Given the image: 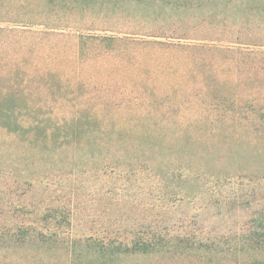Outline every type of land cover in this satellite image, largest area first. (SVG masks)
Returning <instances> with one entry per match:
<instances>
[{
    "label": "trees",
    "instance_id": "1",
    "mask_svg": "<svg viewBox=\"0 0 264 264\" xmlns=\"http://www.w3.org/2000/svg\"><path fill=\"white\" fill-rule=\"evenodd\" d=\"M9 1L16 4L11 13L24 19L17 25L71 28L70 32L52 34L73 46L70 54L61 56L62 64L68 61L77 68L57 66L51 60L37 68L31 66L25 52L0 46V130L5 133H0V171L15 179L14 184L5 183L0 192L23 198L18 204L6 199L3 209L12 212L17 207L14 214L20 209L24 211L21 214L29 207L36 209L38 205L29 206L24 196L32 190L41 169L66 163L71 170L82 164L87 172L113 173L126 181L146 170L156 180L150 189L157 193V204H149L155 214L147 227L141 225L119 238L100 232L72 239H66L64 233L72 226L73 206L50 204L52 208L42 214L41 222L46 224L41 227L33 216L21 218L14 226L4 222L0 247L24 251L25 263L19 264H264L263 227L246 228L245 237L231 245L212 235L201 224L205 219L199 214L192 220L187 214L175 219L176 207L186 198L194 200L202 195L200 190H210L207 177L227 176L239 169L231 166L215 171L219 164L208 159L214 152L200 143L202 133L199 140H194L190 131L176 137L174 131L146 125V115L120 117L121 124L110 119L115 112L131 109L135 95L131 96L122 79L111 80L113 73L110 77L107 65L114 60L121 71L130 73L139 52H156L169 60V54L187 51L192 55L190 50L201 49L219 53L220 65L235 60V69L246 64L249 74L254 71V78L264 79V0ZM188 60L192 63L197 58L193 55ZM92 62H99L98 80L102 82L98 88H90L84 76L83 67ZM72 75L82 79L73 81ZM235 103L227 111L213 106L216 112L208 114L206 122L264 131V100L258 104L260 114L251 102L245 109ZM54 104L59 109L74 106L73 117L56 121ZM180 186L184 194L177 189ZM31 214L37 212L31 210ZM183 219H188V224ZM248 251L251 254L246 258L230 257Z\"/></svg>",
    "mask_w": 264,
    "mask_h": 264
},
{
    "label": "rangeland",
    "instance_id": "2",
    "mask_svg": "<svg viewBox=\"0 0 264 264\" xmlns=\"http://www.w3.org/2000/svg\"><path fill=\"white\" fill-rule=\"evenodd\" d=\"M15 5L9 0H0L2 27L0 46L9 51L16 49L25 52L31 66L37 68H44L50 60L56 61L57 66L68 65L69 68H77L70 66L72 64L68 61L62 64L61 56L70 54L73 46L52 34L59 31L70 32L71 28L59 30L42 24L17 25L15 23H21L20 20L24 19L11 13V6ZM40 21L42 20H35ZM12 27L24 28L27 32L15 31L11 29ZM190 51L192 55L187 51L169 54L167 55L171 56L167 57L169 60H165L156 52H139L137 64L130 73L121 71L114 60L107 61L110 77L113 73L111 80L122 79L129 86L131 96L135 95V104L131 109H126L124 113L121 112L122 114L114 111L115 115L112 114L110 119L119 120L125 116L135 119L146 115V125L163 128L164 131L168 129L169 133L174 131L177 133L176 137L190 131L194 140H199L198 134L202 133L200 143L209 146L214 152L208 159L219 164V167L214 168L215 171L231 166H233L231 169H239L227 176L218 174L207 177L208 181H211L210 190H200L202 195L194 200L186 198L176 207L175 216L177 220L180 215L187 214L188 219L192 220L191 217L199 214L201 219H205L200 221L201 224L211 230L212 235L218 236L219 239L222 237V240L232 245L240 236L245 237L243 234H247L246 228L254 229L261 226L264 229V218H261L264 215V131L255 127L238 128L232 124L207 123V115L216 112L213 109L216 105L222 111L223 109L227 111L232 102L240 104L243 109L249 108L248 104L251 102L256 106V114H260L262 107L258 104H262L264 100L262 84L264 79L262 76L254 78L252 76L254 71L249 74L246 64L235 69L234 59L220 65L222 57L217 52H206L201 49ZM193 55L197 60L188 63V59ZM98 68L99 62H92L89 66L83 67L84 76L87 77L85 80L90 88L101 86ZM72 77L73 81L82 79L74 75ZM220 82L223 85H219ZM148 89L151 90L150 93L143 97L142 94ZM82 94L84 97L87 95L84 91ZM148 99L149 101L144 102ZM191 102L192 105L189 106ZM68 105L64 109H59L57 104H54L53 118L56 121L73 117L74 106ZM163 111L164 116L161 115ZM1 131L0 133L5 134ZM182 139L178 138L179 141ZM2 142L3 139L0 138V144ZM77 166L71 170L70 165L66 163L61 167L46 165L41 169L32 190L24 196L29 206L32 203L38 205L37 210L29 207L24 214H21L24 212L21 209L14 214L13 211L17 207H13L12 212L5 210L1 204H4L6 199L18 204L23 198L10 195L8 192H5V196L0 192V198L1 196L3 198V202L0 201V230L2 231L4 222L14 226L25 216H28L27 218L33 216L41 227L46 224L41 222L42 214L48 208H52L50 204L62 206L70 203L74 209V216L72 226L64 233L66 239L84 238L100 232L103 235L121 237L137 227L140 229L141 225L144 227L149 225L151 216L155 214L149 204L150 202L157 204L155 198L157 193L150 189L156 180L146 173L148 171L131 175L126 181L123 176L116 178L113 173L105 176L96 171L87 172L85 165ZM90 166L96 164L90 163ZM14 181V177L6 171H0V189L5 183ZM125 187L127 189H123ZM177 189L184 194L182 186ZM31 210L37 214H31ZM188 219H183V223L188 224ZM179 223L180 221L177 225ZM23 254L25 253L20 248L11 247L7 251L0 247V264L25 263L22 261ZM248 254H251V251L241 256L230 257L240 259L248 257ZM260 257L259 260L262 259V256Z\"/></svg>",
    "mask_w": 264,
    "mask_h": 264
}]
</instances>
